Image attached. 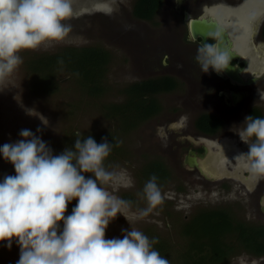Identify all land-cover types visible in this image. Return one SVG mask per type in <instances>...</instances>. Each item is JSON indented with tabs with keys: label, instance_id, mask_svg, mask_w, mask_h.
Here are the masks:
<instances>
[{
	"label": "rangeland",
	"instance_id": "obj_1",
	"mask_svg": "<svg viewBox=\"0 0 264 264\" xmlns=\"http://www.w3.org/2000/svg\"><path fill=\"white\" fill-rule=\"evenodd\" d=\"M135 2L73 0L74 14L66 21L71 24L70 33L62 40L47 41L36 49L20 53L23 63L11 75L0 80V146L23 139L19 133L28 129L40 137L53 153L60 154L66 148H71L70 138L77 132L82 136H90L118 131L119 121L107 118L104 107L124 102V90L129 85L158 78L164 73L158 66L167 60L160 56L159 62L156 61L158 65L153 62L161 51H167L173 33L180 40V49H189L196 55L195 47L183 46L186 45L188 31L182 19L175 16L176 0H164L152 22L135 19ZM197 2L200 13L205 10V15L215 16L218 10H222L223 14L235 13L236 21H241L239 17L248 11L252 14L264 12V0ZM204 5L213 8L204 9ZM108 9H111V14H108ZM250 34L248 30L245 37ZM82 47H101L110 53L103 95L98 98L86 95L78 87L76 78L65 71L59 72L56 78L59 82L56 93H32L31 78L27 71L30 59L63 49ZM176 54L172 53L184 58L181 52ZM179 87L175 93L157 97L161 112L130 133L123 134L120 138L122 154L105 164L109 171L119 176V182L105 186L106 189L118 198L127 200V197L132 201V206L124 210V216L118 214L110 222L105 238L122 239V230L130 231L131 228L142 231L150 239L157 236L170 245V264H173V258L186 243L180 234L181 225L197 212L226 209L236 220L264 225V176L252 170L251 160L246 155L248 144L255 139L245 135L244 115L239 122L225 120L226 126L216 139L202 136L201 140L196 141L190 132L196 131L192 125L197 113L188 107L190 92L186 85L181 82ZM179 97H185L186 101L181 102L180 98V104L177 103ZM261 99L258 98L257 105H262L260 108L264 113V97ZM176 135H181V140L185 141L180 148L179 144L176 145L177 149L174 148L178 143ZM186 142L204 145L211 153L206 155L207 158L205 156L197 160L196 170L186 162L189 156L186 147L189 144L186 145ZM153 160L162 161L170 177L160 185L163 203L147 217L140 218L139 210L147 206L137 196L145 185L142 169ZM15 174L14 166L0 154V182L4 176ZM62 227L61 222V230ZM19 258L20 247L15 240L10 248L6 241H0V264H17ZM228 264H264V259L242 253Z\"/></svg>",
	"mask_w": 264,
	"mask_h": 264
},
{
	"label": "clouds",
	"instance_id": "obj_2",
	"mask_svg": "<svg viewBox=\"0 0 264 264\" xmlns=\"http://www.w3.org/2000/svg\"><path fill=\"white\" fill-rule=\"evenodd\" d=\"M107 11L111 14V9ZM73 14V0H0V80L23 63L22 51L64 39L71 31L66 21ZM205 48L203 72L227 66L226 52ZM196 59L200 62L201 56ZM245 125V135L255 138L246 155L252 170L264 176V118L248 116ZM19 135L23 139L0 146V154L16 173L0 182V241L9 248L14 240L19 245L17 264H170L154 248L158 239L142 231L131 228L122 230V239L105 238L110 222L132 206V201L105 187L119 182V176L104 165L112 143L104 138L98 144L91 136L80 139L77 132L74 150L66 148L54 155L30 130ZM137 196L147 205L139 210L140 218L163 203L155 174ZM73 200L77 204L66 216Z\"/></svg>",
	"mask_w": 264,
	"mask_h": 264
},
{
	"label": "trees",
	"instance_id": "obj_3",
	"mask_svg": "<svg viewBox=\"0 0 264 264\" xmlns=\"http://www.w3.org/2000/svg\"><path fill=\"white\" fill-rule=\"evenodd\" d=\"M162 4L163 0H136L133 15L140 20H152ZM110 59V53L101 47L68 48L50 55L34 57L27 62L31 91L34 95L56 93L59 89L56 78L59 72L65 71L76 78L78 87L86 95L98 98L106 91L105 79ZM60 60H63L62 64L58 62ZM178 88V81L171 77L147 79L129 85L124 90V102L104 107L107 118L119 121L118 131L90 135L98 144L104 138L113 144L111 154L104 165L122 154V143L119 147L115 144L117 141L121 142L120 138L123 134L130 133L160 113L161 106L157 97ZM250 116L264 118L257 110L251 111ZM196 126L199 131L209 135L221 129V124L211 115L202 116ZM86 137L88 136L81 135L80 139ZM76 138L75 134L70 138L73 150ZM53 154L59 155L56 152ZM153 174L158 177L159 185L165 183L170 177L168 168L160 160H153L142 169L145 183ZM126 199L130 200L127 197ZM76 204L77 200L71 201L65 215H70ZM180 229V234L186 243L179 254L173 258V264H228L242 253L257 257L264 256V225H252L236 220L226 209L197 212L184 222ZM153 238L159 241L154 248L169 260L170 245L157 236Z\"/></svg>",
	"mask_w": 264,
	"mask_h": 264
},
{
	"label": "flooded vegetation",
	"instance_id": "obj_4",
	"mask_svg": "<svg viewBox=\"0 0 264 264\" xmlns=\"http://www.w3.org/2000/svg\"><path fill=\"white\" fill-rule=\"evenodd\" d=\"M197 1L199 0H176V6L174 9L175 16L178 19L179 17L182 19V24L187 27L188 31L185 41L186 45L183 46L185 48L195 47L196 52L194 54L196 55L194 56L189 49H180V40L179 38H176V34L173 33L172 40L168 46L169 48L167 51H161L159 55L155 57L153 64L155 65L157 60L159 62V58H161L160 56H163L167 62L163 61V63L158 66L159 70L162 68V71L164 72L159 75L158 78H177L176 80L180 86L181 82H183L188 88L190 92V102H188V107H190L194 113H197L194 125H192L193 129L196 131L190 133L195 136L194 138L196 141H199L202 136L209 137L210 139L217 137L226 126L225 120L239 122L242 115L246 118L250 116V113L253 110L259 111L264 117V113L260 108L262 105H257L259 103L258 98L262 101L261 97H264V12L262 10L259 14H252L248 11L239 17L241 21H236L235 13L223 14L222 10H218L217 13L214 14L215 16L205 15L203 13L205 10L200 13L198 10L199 2ZM243 1L246 2L247 0ZM205 5L203 6L204 9L213 8ZM156 16H154L152 20L135 19L143 22H152L155 20ZM199 18L216 19L220 23L225 24L226 27L232 31L235 37L234 47L239 51L240 59H234L229 62V64L233 67L244 69L242 72L244 84L232 81L227 77L223 69L218 71L210 67L207 72L202 71V61L205 58L207 49L202 45L200 39H193L190 33V20ZM238 24H240V26ZM248 30L251 31V34L246 38L245 34ZM254 31H256V34L255 37H252ZM242 39H244V41ZM206 45L212 46L213 49H215L217 40L214 38L208 39ZM177 52H181L184 58H182L181 55L176 56ZM172 53H175L176 55H172ZM198 54L201 56L200 62L196 59ZM244 61H247V65L244 64ZM156 65L158 64L156 63ZM178 89H180V87ZM178 89L162 94L168 95L170 93H175ZM180 98L181 97L177 99V103H179L178 100H180ZM184 98H181V102L186 101V98ZM204 115L213 116L221 124L219 132L209 135L199 131L196 124ZM176 137L178 143L174 145V148H176V145L178 144L179 148L182 147V145L184 146L183 142L185 141L181 140V135H176ZM195 143L196 142H186V145L189 144V146H186L189 154L186 162L193 170L197 169L194 162L201 158L202 155H208L205 153L206 150L209 151L206 146H199ZM241 172H243V170H241ZM238 173L239 172H237V175ZM257 258L264 259V256Z\"/></svg>",
	"mask_w": 264,
	"mask_h": 264
},
{
	"label": "water",
	"instance_id": "obj_5",
	"mask_svg": "<svg viewBox=\"0 0 264 264\" xmlns=\"http://www.w3.org/2000/svg\"><path fill=\"white\" fill-rule=\"evenodd\" d=\"M252 37H255V33ZM190 33L193 39H200L202 45L205 47L208 39H216L217 45L215 47L216 50L226 52L229 56L228 64L225 68H223L225 74L232 81L244 84V78L242 77V72L244 69L233 67L229 64L234 59H240L239 51L234 47L235 37L232 31L226 27L225 24L220 23L216 19H207V18H199V19H191L190 20ZM244 41V39H242ZM241 41V40H240ZM240 49V48H239ZM244 64L247 65V61H244ZM256 79V78H254ZM211 154L206 150L205 154ZM205 157V156H201ZM208 156H206L207 158ZM194 165L198 167V161L194 162Z\"/></svg>",
	"mask_w": 264,
	"mask_h": 264
}]
</instances>
